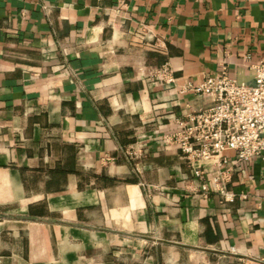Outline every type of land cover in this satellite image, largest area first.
<instances>
[{
    "label": "crops",
    "instance_id": "1",
    "mask_svg": "<svg viewBox=\"0 0 264 264\" xmlns=\"http://www.w3.org/2000/svg\"><path fill=\"white\" fill-rule=\"evenodd\" d=\"M261 57L264 0H0V264H264V158L225 199L162 139Z\"/></svg>",
    "mask_w": 264,
    "mask_h": 264
},
{
    "label": "built area",
    "instance_id": "2",
    "mask_svg": "<svg viewBox=\"0 0 264 264\" xmlns=\"http://www.w3.org/2000/svg\"><path fill=\"white\" fill-rule=\"evenodd\" d=\"M252 83L237 81L221 65L199 83L187 82L183 90L207 95L211 101L196 112L176 118V127L163 134L167 148L177 147L189 161L204 193L213 190L225 199L229 172L237 162L252 156L264 158V57L254 63ZM163 66L157 75L171 80ZM235 152L233 160L226 152Z\"/></svg>",
    "mask_w": 264,
    "mask_h": 264
},
{
    "label": "rangeland",
    "instance_id": "3",
    "mask_svg": "<svg viewBox=\"0 0 264 264\" xmlns=\"http://www.w3.org/2000/svg\"><path fill=\"white\" fill-rule=\"evenodd\" d=\"M237 83H240V81H237Z\"/></svg>",
    "mask_w": 264,
    "mask_h": 264
}]
</instances>
